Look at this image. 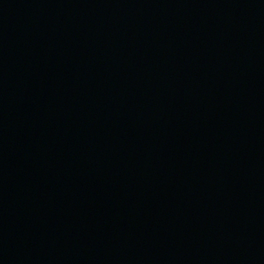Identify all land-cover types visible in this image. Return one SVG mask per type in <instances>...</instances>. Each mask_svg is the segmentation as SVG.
Wrapping results in <instances>:
<instances>
[{
	"label": "water",
	"instance_id": "1",
	"mask_svg": "<svg viewBox=\"0 0 264 264\" xmlns=\"http://www.w3.org/2000/svg\"><path fill=\"white\" fill-rule=\"evenodd\" d=\"M0 264H264V0H0Z\"/></svg>",
	"mask_w": 264,
	"mask_h": 264
}]
</instances>
